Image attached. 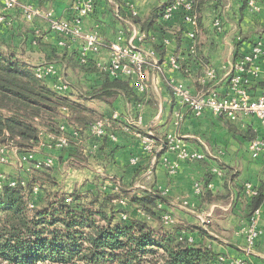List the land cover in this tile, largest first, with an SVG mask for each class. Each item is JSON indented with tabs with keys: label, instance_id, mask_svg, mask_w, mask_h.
<instances>
[{
	"label": "crops",
	"instance_id": "0c3cea01",
	"mask_svg": "<svg viewBox=\"0 0 264 264\" xmlns=\"http://www.w3.org/2000/svg\"><path fill=\"white\" fill-rule=\"evenodd\" d=\"M171 1L96 0L94 11L83 19L84 34L96 32L103 41L100 52L92 54L98 65L108 62L110 44L121 32L125 40L147 33L146 93L135 88L134 78L125 77L129 92L119 90L109 101L92 97L93 90L101 84L100 74L85 72L71 64L72 52L82 46L83 37L66 48L63 56L64 49L58 45L48 16L51 12L58 18H72L75 0H17L13 8H6L0 0V13L7 19V23H0V46L32 66L53 65L60 78L48 77L50 86L55 88L68 82L70 89L65 94L73 100L85 103L104 116H118L112 128L115 138L93 140L85 134L83 143L56 149L53 134L42 135L35 158L54 157L55 177L61 189L71 192L76 187L94 188L99 183L109 191L123 184L139 195L157 190L162 196L159 201V207L164 210L162 222L125 202L118 205L127 208L131 217L147 221L158 233L177 227L217 254L245 257L243 230L251 225L245 212L253 195L247 186L255 190L263 185L264 161L251 156L249 140L239 131L249 127L257 131L261 123L253 116H242L237 122H231L209 109L194 114L175 98L170 79L184 82L194 94L206 89L229 94V77L237 58L251 53L261 42L263 52L252 65L255 73L248 74L251 92L261 94L264 89V0H255L253 6L243 0H198L196 10L200 18L194 40L182 28L178 13L168 21L163 18L164 12L158 13L150 31L146 32L142 25L151 13ZM28 10L36 12L32 19L26 16ZM130 15L138 21H133ZM216 18L222 21L220 28L215 26ZM173 57L183 67L173 68L170 63ZM198 64H207L216 70V77L207 85L199 81L202 70ZM68 117V109L63 108L60 124L66 127V132H73L76 128ZM150 133L155 136L152 151L146 149ZM169 135L174 137L176 148L171 147ZM95 141L98 147L92 148ZM77 149L86 161L76 158ZM5 153L10 157L9 169L5 170L8 176L30 178L32 170L29 164L21 162L23 154L14 147L5 148ZM215 167L221 169V174L213 171ZM197 187L208 188L214 195L227 192L229 198L203 202ZM165 215H170L173 222L167 221ZM254 222L258 238L247 261L264 264V203Z\"/></svg>",
	"mask_w": 264,
	"mask_h": 264
},
{
	"label": "trees",
	"instance_id": "16d2710c",
	"mask_svg": "<svg viewBox=\"0 0 264 264\" xmlns=\"http://www.w3.org/2000/svg\"><path fill=\"white\" fill-rule=\"evenodd\" d=\"M243 1L249 4V0ZM198 3L196 0L195 9ZM167 6L151 13L142 25L146 32ZM130 17L138 21L135 16ZM199 18L198 14V21ZM62 49L64 56L67 50ZM72 53L73 67L101 76V84L93 90L92 97L109 101L119 90L130 91L123 77H111L92 56L83 58L80 49ZM35 68L0 46V148L35 153L44 133H63L59 121L63 108L69 111L70 124L81 133L105 117L50 86ZM116 122L113 120L112 128ZM230 128L237 130L232 125ZM239 133L249 143L257 135L250 127ZM75 156L80 161L87 159L79 149ZM26 163L32 170L30 178L6 175L17 184L11 186L3 180L0 188V259L5 264H219L220 254L204 242L191 239L177 227L158 233L147 221L131 217L127 208L118 205L125 202L162 222V196L157 190L139 195L123 184L109 191L97 183L94 188L76 187L68 192L59 187L55 165L37 168L35 159ZM200 197L207 203L227 201L229 193L214 195L208 188H201ZM263 203L264 183L250 197L245 217L253 218Z\"/></svg>",
	"mask_w": 264,
	"mask_h": 264
},
{
	"label": "built area",
	"instance_id": "2783aa9c",
	"mask_svg": "<svg viewBox=\"0 0 264 264\" xmlns=\"http://www.w3.org/2000/svg\"><path fill=\"white\" fill-rule=\"evenodd\" d=\"M6 8H13L17 4V0H3ZM96 0H75L73 9L74 14L70 19H62L54 16L51 12L48 16L51 18V30L55 33L58 40V45L62 48L70 47L78 38L83 37V44L79 48L81 56H92L97 54L102 48L103 41L96 32L85 33L82 29L83 19L91 14L94 9ZM196 0H172L167 6L163 18L168 21L171 20L174 14L178 13L182 18V28L186 30V34L190 39H195L198 25V13L195 9ZM255 0H249V5L253 6ZM36 15L35 11H26L28 19H32ZM0 23H7L6 16L0 13ZM222 21L219 18L215 20L216 28H220ZM149 36L145 33H138L132 36L129 40H125L124 34L121 32L116 40L110 44V57L107 63L101 65L103 70L107 72L111 77H123L134 78L135 88L141 92L146 93L148 90L147 84V58L144 49V43L148 40ZM194 52V49L192 50ZM263 52V46L261 42H258L252 49L251 53L242 55V57L236 61L233 72L231 73L229 80L231 89L229 94L222 95L216 89H206L203 92L194 94L190 88L182 81L176 79H170V87L177 100H180L184 105L188 106L194 114H200L206 109L211 110L213 113L224 116L231 122H237L242 116H253L257 118L261 123V128L257 129L256 137L249 143V151L251 156L256 160L264 161V89L261 94H253L251 92V81L248 74H254L253 62ZM171 65L175 69H180V63L173 57L170 61ZM35 66V65H34ZM201 67V75L199 81L201 84L207 85V83L216 77V70L207 64H198ZM36 74L39 77L47 79L54 75L57 76L56 70L51 64H42L35 66ZM57 89L61 93H66L70 89V84L64 82L61 85H56ZM117 114L113 116H105L98 119L94 124L85 130L84 133L75 129L73 132H66V127L61 125L63 133L59 136L53 135V144L56 149H63L70 145L73 141L77 144L84 142V135L87 134L88 138L93 140L103 139L107 136L115 138V134L112 131L113 120L117 119ZM171 147L176 148L174 143V137L169 135L168 137ZM154 134L150 133V136L146 138V149L153 150ZM98 142L95 141L92 144V148H97ZM2 155H5V147L0 148ZM185 156L186 154L183 153ZM199 158H203V155H195ZM3 159H6L3 156ZM29 159L37 160L36 167L41 168L45 165H54L55 159L48 157L44 160L36 159L35 153L30 152L21 156V162L26 163ZM217 174H221V169L215 167L213 170ZM3 180H8L9 185L15 186L17 181L14 179H8L6 174L0 173V188L4 183ZM24 185V183H22ZM247 189L251 194L255 193V190L251 185L247 186ZM37 189H35L36 191ZM199 191V187H197ZM259 214V209L256 214L251 218V225L244 228L246 245H245V257H229L220 255L218 263L229 261L231 264H248L247 257L250 251L254 248L258 238V231L255 227V219ZM127 219L126 215L122 216ZM167 221L173 222L170 215L164 216ZM192 239V238H191Z\"/></svg>",
	"mask_w": 264,
	"mask_h": 264
},
{
	"label": "rangeland",
	"instance_id": "374dc122",
	"mask_svg": "<svg viewBox=\"0 0 264 264\" xmlns=\"http://www.w3.org/2000/svg\"><path fill=\"white\" fill-rule=\"evenodd\" d=\"M3 156L6 158V159H3ZM54 158V157H53ZM9 161H10V157L8 155H2V153L0 152V173L2 174H6L8 175L5 170H8L9 168ZM20 163L17 162V166L19 167ZM19 169V168H18ZM18 176V175H17ZM0 264H5V262L1 261L0 259ZM39 264H50V261H46V262H43V263H39Z\"/></svg>",
	"mask_w": 264,
	"mask_h": 264
}]
</instances>
